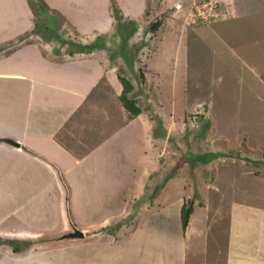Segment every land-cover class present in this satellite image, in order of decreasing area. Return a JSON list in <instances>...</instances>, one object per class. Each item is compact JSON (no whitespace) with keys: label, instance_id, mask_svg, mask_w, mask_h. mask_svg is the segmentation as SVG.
<instances>
[{"label":"rangeland","instance_id":"1","mask_svg":"<svg viewBox=\"0 0 264 264\" xmlns=\"http://www.w3.org/2000/svg\"><path fill=\"white\" fill-rule=\"evenodd\" d=\"M164 1L148 0L142 15L123 16L126 27H136L119 52L129 64L119 54L109 59L118 48L114 33L104 49L110 75L119 71L130 78L143 107L135 117L136 135L127 163L129 188L135 190L126 193L124 210L132 216L110 222L105 231L115 233L138 210L149 212L165 205L171 223L177 219L178 223L182 199L191 201L183 231L186 252H204L208 264H236L239 252L251 256L264 249V0ZM156 19L159 26L148 29ZM46 25L53 28L48 29L51 38L56 37L55 24ZM39 29L47 32L42 25ZM60 35L81 41L76 33L60 31ZM117 41L121 43L120 38ZM109 84L104 78L90 97L96 112L79 119L81 125L90 126L88 138L96 127L102 138L114 123L117 128L129 119ZM114 84L121 88L118 79ZM199 153L210 158L201 162ZM122 162L126 163L125 156ZM132 182L137 185L132 187ZM116 191L115 196L100 194L99 202L116 206L123 190ZM79 195L83 200L88 194ZM83 212L88 210L75 209L77 214ZM8 224L16 225L14 219L4 226Z\"/></svg>","mask_w":264,"mask_h":264},{"label":"crops","instance_id":"2","mask_svg":"<svg viewBox=\"0 0 264 264\" xmlns=\"http://www.w3.org/2000/svg\"><path fill=\"white\" fill-rule=\"evenodd\" d=\"M40 1L36 14L35 1L0 0V264H208L204 252H186V232L178 219L171 223L166 205L142 211L144 217L138 210L115 233L105 231L110 222L132 216L124 210V197L135 190L129 188L127 163L136 118L117 128L114 123L102 138L100 127L88 138L89 124L80 122L96 112L90 97L104 78L116 96L120 91L104 54L114 33L112 4L125 17L142 15L148 0ZM37 22L54 23L57 36L32 31ZM60 31L76 33L82 42L104 36L105 47L69 54L67 42L73 39ZM117 189L123 195L116 206L99 202L100 194L115 196ZM79 194L88 195L81 200ZM76 208L88 212L77 214ZM12 219L16 225L4 226ZM73 227L87 235L81 242H62ZM259 249L251 256L239 252L236 264H264Z\"/></svg>","mask_w":264,"mask_h":264},{"label":"trees","instance_id":"3","mask_svg":"<svg viewBox=\"0 0 264 264\" xmlns=\"http://www.w3.org/2000/svg\"><path fill=\"white\" fill-rule=\"evenodd\" d=\"M32 1L36 2L34 9L36 11V14H39L40 9L42 8V6H41L42 2L40 0H32ZM112 16L114 18V24L113 25H114V28L116 30V32H114V34L117 36V38H120L121 43H119V41L117 42L118 48H116L117 50L116 49L112 50L113 54L111 55V57L109 59L113 60V59H115L116 56L120 55V57H123V59H125L127 61V63L129 64V61L126 59L125 54L124 53L120 54L119 52L126 48L123 46H125L128 39L132 36L134 31L136 30V27L134 25V26H131L128 28L124 25V21L122 20L123 17L121 15L119 9L114 4H112ZM159 24H160V21L158 19H156L155 21H153L149 24L148 29L154 31L157 28V26H159ZM41 25H42L43 29H47V32H48V29L49 30L52 29L51 27L49 28V26L44 24V23L37 22L34 26V29H32V31H34L35 33H39L43 38L48 37V35H46L47 32H45V30L39 29V27ZM122 26H123V28H126V29H122ZM103 37L104 36L96 35L93 40H91L87 43L82 42V41H78V40H70L67 42L68 46H67L66 51L69 54L93 52L97 49H100V46L101 47L104 46V38ZM58 40L60 42L66 41L61 36H58ZM120 44H122V46H120ZM138 48H139V46L135 49L137 50ZM136 50H135V52H136ZM116 77H117L119 83L121 84V88H120V91L118 93V99L121 103V106L123 107V109L125 110V112L129 118H134L137 115H139L141 112H143V107L139 104V101L134 94L135 93L134 92L135 85L130 78L123 75L119 71L116 72ZM140 77H143V75L140 74ZM201 128H203V127H201ZM203 155H204L203 153H199V155H196V157L201 158L200 159L201 162L208 161L210 156H208L206 158ZM191 212H192L191 201L188 203V201H185L182 199V202H181L180 207H179V221H180V226H181L182 231L186 230ZM13 249L17 250V248L15 246L13 247Z\"/></svg>","mask_w":264,"mask_h":264},{"label":"water","instance_id":"4","mask_svg":"<svg viewBox=\"0 0 264 264\" xmlns=\"http://www.w3.org/2000/svg\"><path fill=\"white\" fill-rule=\"evenodd\" d=\"M7 141L9 143H12V144H17L14 141H12L11 139H8ZM63 236L64 237H82L83 236V232L80 229H78V228H73L72 231H70L68 233H65Z\"/></svg>","mask_w":264,"mask_h":264},{"label":"built area","instance_id":"5","mask_svg":"<svg viewBox=\"0 0 264 264\" xmlns=\"http://www.w3.org/2000/svg\"><path fill=\"white\" fill-rule=\"evenodd\" d=\"M199 15H200V17H203L204 15L203 14H201V13H199Z\"/></svg>","mask_w":264,"mask_h":264},{"label":"clouds","instance_id":"6","mask_svg":"<svg viewBox=\"0 0 264 264\" xmlns=\"http://www.w3.org/2000/svg\"><path fill=\"white\" fill-rule=\"evenodd\" d=\"M73 228H77V227H73ZM79 229V228H78ZM72 231V230H71ZM82 231V230H81ZM84 235V234H83Z\"/></svg>","mask_w":264,"mask_h":264}]
</instances>
